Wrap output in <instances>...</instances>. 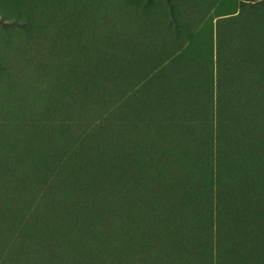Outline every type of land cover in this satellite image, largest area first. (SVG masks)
<instances>
[{
    "label": "trees",
    "instance_id": "obj_1",
    "mask_svg": "<svg viewBox=\"0 0 264 264\" xmlns=\"http://www.w3.org/2000/svg\"><path fill=\"white\" fill-rule=\"evenodd\" d=\"M222 1H172L167 21L138 26L135 44L129 31H120L117 43L112 31H104V48L84 45L78 63L68 66L70 77L64 76L68 91L79 84L88 95L111 84L110 144L117 170H150L161 179L158 195L170 193L163 203L165 234L156 223H134L152 264H264V0H235L234 11L220 13ZM50 122H15L27 135L9 146L18 144L29 154L31 146L48 145L49 134H33ZM84 122L78 140L66 138L77 150L59 152L60 161L62 154L72 159L95 144L93 134L103 123ZM59 123L62 129L65 122ZM194 160L211 177L206 216L188 196L193 182L190 187L184 181ZM143 207L155 212L157 204ZM121 217L127 222L122 243L129 246V211Z\"/></svg>",
    "mask_w": 264,
    "mask_h": 264
},
{
    "label": "rangeland",
    "instance_id": "obj_2",
    "mask_svg": "<svg viewBox=\"0 0 264 264\" xmlns=\"http://www.w3.org/2000/svg\"><path fill=\"white\" fill-rule=\"evenodd\" d=\"M172 1L0 0V168L6 171L0 170V264H152L135 236L134 223H156L165 234L163 203L170 193L158 195L161 179L150 170H117L110 144L111 84L88 95L79 84L76 91H68L70 80L64 76L70 77L68 66L78 63L84 45L104 48L102 32L112 31L117 43L119 32L129 31L135 44L138 26L145 27L150 19L167 21ZM234 3L222 1L218 10L234 11ZM261 6L264 19V3ZM114 52L118 54V48ZM66 106L70 108L63 110ZM29 118L51 120L33 134H49L51 141L31 146L27 154L9 141L27 135L15 122ZM86 120L103 123L93 134L95 144L72 159L62 154L60 161L59 152L77 150L66 138L78 140ZM59 122L66 127L60 129ZM201 163H191L192 173L184 181L190 187L193 182L188 196L200 216H206L211 177L200 171ZM144 203H156V211H148ZM126 211L132 231L129 246L122 243L127 222L121 213ZM10 252L13 256L6 260Z\"/></svg>",
    "mask_w": 264,
    "mask_h": 264
},
{
    "label": "crops",
    "instance_id": "obj_3",
    "mask_svg": "<svg viewBox=\"0 0 264 264\" xmlns=\"http://www.w3.org/2000/svg\"><path fill=\"white\" fill-rule=\"evenodd\" d=\"M217 22V20H215V23Z\"/></svg>",
    "mask_w": 264,
    "mask_h": 264
}]
</instances>
